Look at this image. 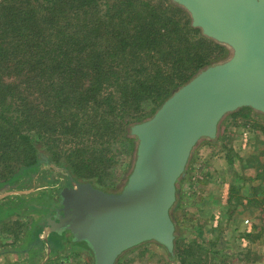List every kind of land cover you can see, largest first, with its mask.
Returning a JSON list of instances; mask_svg holds the SVG:
<instances>
[{
  "label": "trees",
  "instance_id": "trees-1",
  "mask_svg": "<svg viewBox=\"0 0 264 264\" xmlns=\"http://www.w3.org/2000/svg\"><path fill=\"white\" fill-rule=\"evenodd\" d=\"M214 51L229 53L193 28L171 0H0V154L20 157V168L55 165L71 181L106 192L101 177L113 168L107 145H114L117 131L134 152V165L131 127L216 65L209 59ZM263 177L264 164L255 178ZM178 193L176 184L175 203ZM171 210L174 250L168 256L188 264L196 253L177 246ZM65 238L48 239L61 248ZM70 241L91 254L85 243Z\"/></svg>",
  "mask_w": 264,
  "mask_h": 264
},
{
  "label": "water",
  "instance_id": "water-1",
  "mask_svg": "<svg viewBox=\"0 0 264 264\" xmlns=\"http://www.w3.org/2000/svg\"><path fill=\"white\" fill-rule=\"evenodd\" d=\"M171 1L203 36L230 48V58L199 72L149 119L131 127L136 157L119 193L89 183L64 186L34 245L67 234L86 244L93 264H115L145 242L172 254L170 210L193 149L202 139L214 140L229 113L250 108L264 115V0Z\"/></svg>",
  "mask_w": 264,
  "mask_h": 264
},
{
  "label": "rangeland",
  "instance_id": "rangeland-1",
  "mask_svg": "<svg viewBox=\"0 0 264 264\" xmlns=\"http://www.w3.org/2000/svg\"><path fill=\"white\" fill-rule=\"evenodd\" d=\"M228 50V55L212 52L210 64L228 60L232 54ZM149 109L144 106L146 114ZM122 135L118 130L114 145H107L114 154L113 168L101 177L100 186L107 193H119L133 169L134 152ZM214 140L224 144L222 151L215 149ZM214 140H200L177 183L179 193L171 210L177 246L196 253L188 264H264V177L255 178L264 164V115L241 109L235 117H224ZM13 154L9 158L0 154V264H93L92 255L73 247L69 235L61 248L49 239L34 245L35 234L45 223L34 206H55L60 190L75 182L52 164L20 168L22 159ZM221 174L230 184L228 201L224 208L204 207L200 214L209 193L223 196L225 185L213 182L218 176L219 182ZM115 264L180 261L170 259L157 243L145 242L123 253Z\"/></svg>",
  "mask_w": 264,
  "mask_h": 264
},
{
  "label": "crops",
  "instance_id": "crops-1",
  "mask_svg": "<svg viewBox=\"0 0 264 264\" xmlns=\"http://www.w3.org/2000/svg\"><path fill=\"white\" fill-rule=\"evenodd\" d=\"M223 145L224 144H222V142H219V143L214 144L215 149H218V151H222V147H224ZM222 159H223V157H222ZM220 173H222L223 175H225V173L222 172V171ZM222 174H221V178H220V181L219 182H217V180H219V176L216 177V178H213V182L214 183H217V184H224L225 185L224 186L225 189H224V192H223V196L221 197V194L217 195V194L209 193L208 194V197L203 202V205H201L203 207L200 210V214H202L209 207H215V206H218L219 205V208H224L225 203L228 201L227 195H228V190L230 189L229 188L230 187V184H228V182L224 181V178H223ZM233 176L235 177L234 173H232L231 177H233ZM210 184H213V183L211 182ZM204 207H206L205 210H203ZM197 211L199 212V210H197Z\"/></svg>",
  "mask_w": 264,
  "mask_h": 264
},
{
  "label": "flooded vegetation",
  "instance_id": "flooded-vegetation-1",
  "mask_svg": "<svg viewBox=\"0 0 264 264\" xmlns=\"http://www.w3.org/2000/svg\"><path fill=\"white\" fill-rule=\"evenodd\" d=\"M58 206V204H56L55 206H48V207H45V210L43 211V212H40L42 215H43V217H44V219H45V223H46V220L48 219V218H52L53 217V215H54V213H53V210H54V208H56ZM63 235H67V234H63Z\"/></svg>",
  "mask_w": 264,
  "mask_h": 264
},
{
  "label": "built area",
  "instance_id": "built-area-1",
  "mask_svg": "<svg viewBox=\"0 0 264 264\" xmlns=\"http://www.w3.org/2000/svg\"><path fill=\"white\" fill-rule=\"evenodd\" d=\"M245 224L247 225V226H249V223H248V221H245ZM250 228V227H249Z\"/></svg>",
  "mask_w": 264,
  "mask_h": 264
}]
</instances>
